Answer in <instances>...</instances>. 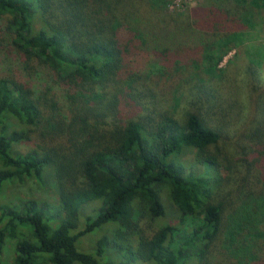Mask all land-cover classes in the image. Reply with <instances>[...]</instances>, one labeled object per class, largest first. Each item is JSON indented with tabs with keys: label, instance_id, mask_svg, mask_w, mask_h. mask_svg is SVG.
<instances>
[{
	"label": "trees",
	"instance_id": "16d2710c",
	"mask_svg": "<svg viewBox=\"0 0 264 264\" xmlns=\"http://www.w3.org/2000/svg\"><path fill=\"white\" fill-rule=\"evenodd\" d=\"M170 2L0 0V54L50 70L68 111L49 88L35 95L0 77V200L50 170L59 210L21 197L0 203V264L7 241L11 264H112L99 260L105 237L90 254L76 246L107 224L136 231L132 255L143 262L264 264V71L239 56L217 70L227 49L264 26V0H202L180 13ZM137 57L158 62L178 87L190 72L195 102L169 98L157 76L138 72ZM186 151L204 171L183 166ZM161 191L180 217L144 236L140 217H165ZM92 202L95 215L77 230Z\"/></svg>",
	"mask_w": 264,
	"mask_h": 264
},
{
	"label": "rangeland",
	"instance_id": "374dc122",
	"mask_svg": "<svg viewBox=\"0 0 264 264\" xmlns=\"http://www.w3.org/2000/svg\"><path fill=\"white\" fill-rule=\"evenodd\" d=\"M202 0H171L168 4L169 12H183L185 9H191L192 7L199 4ZM34 25L35 28L40 27L39 14L35 13ZM4 26V22L2 23ZM237 56L241 57L243 60L253 61L260 70L264 71V26L257 25L255 28L250 30L243 38L242 43L231 49H227L226 53L223 55L217 70L222 72L229 64L234 63ZM215 57H213L214 59ZM134 66L139 70V73L146 74L150 77H158L155 81H162L163 88L170 91V96L176 95L179 98L182 97L188 104L195 102V96L193 93V87L191 86L192 80L190 79L191 73L181 76V82L178 87L177 81H171L168 77L164 75V68L155 60L145 57H137L133 60ZM189 71L191 69L189 68ZM182 73V71H180ZM180 73V74H181ZM0 77H14L19 81H22L27 86H29L35 93V95L41 94L45 88H49L54 95L56 101L58 102L61 112L66 116L67 111V100L64 88L60 85L53 83L50 70L44 67L37 68L33 71L26 70L24 64L21 62L17 54L13 53H1L0 54ZM180 78V77H179ZM190 80V83H184V80ZM161 85V86H162ZM177 91V92H176ZM176 92V93H175ZM183 93V94H182ZM180 106H185V103H181ZM204 106L200 102L196 107L199 112ZM35 141L30 145H22L19 147L21 152H26L34 147ZM222 145L227 144L225 140L222 139ZM196 152L186 151L180 157L179 161L187 169H193L198 172L204 171L203 166H200L195 162ZM201 156V155H200ZM52 172L47 170L44 172L42 178L39 180L35 178H30L25 180L23 185H12L6 188L4 192V198L0 200V203L11 204L16 198L21 197L23 199H37L41 201H47L49 205V214L56 215L58 217V196L56 193L55 184L53 181ZM161 201L165 208V217L163 219L157 220V222H151L147 216L140 217L138 221V228L140 234L148 236L151 234L152 229L155 226H160L166 223L176 224L179 213L173 207L168 194L161 191ZM98 208V203H90L88 205L82 206L79 212V223L78 229L82 230L85 225V218L88 216H93ZM122 236H120L119 231ZM135 233L136 231L133 230ZM127 232L123 229H119L116 224H107L101 229H97L77 242V249L83 253H93L95 248H97V242L101 238L105 237L110 243L105 247L103 255L100 257V261L103 263L112 264H151L148 262H143L134 257V253L137 246L136 234ZM14 242L7 241L6 247L3 253V261L5 264H11L14 258ZM44 264V263H40ZM77 264V263H75ZM186 264H196L194 259H188Z\"/></svg>",
	"mask_w": 264,
	"mask_h": 264
}]
</instances>
